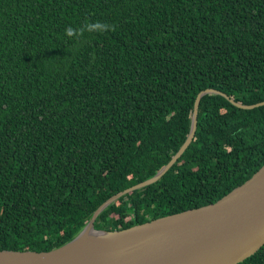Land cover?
I'll use <instances>...</instances> for the list:
<instances>
[{"label": "trees", "instance_id": "obj_1", "mask_svg": "<svg viewBox=\"0 0 264 264\" xmlns=\"http://www.w3.org/2000/svg\"><path fill=\"white\" fill-rule=\"evenodd\" d=\"M108 24L107 31L85 30ZM211 204L264 165V0H0V250ZM239 264H264V245Z\"/></svg>", "mask_w": 264, "mask_h": 264}, {"label": "water", "instance_id": "obj_2", "mask_svg": "<svg viewBox=\"0 0 264 264\" xmlns=\"http://www.w3.org/2000/svg\"><path fill=\"white\" fill-rule=\"evenodd\" d=\"M209 93L227 97L213 89L197 95L185 142L156 175L107 199L66 244L41 252L0 250V264H239L255 254L264 245V165L214 203L126 229L94 228L96 218L110 204L156 182L177 161L193 140L200 98ZM230 102L242 109L264 105V101L252 105ZM87 229L106 233L111 241L82 240Z\"/></svg>", "mask_w": 264, "mask_h": 264}, {"label": "clouds", "instance_id": "obj_3", "mask_svg": "<svg viewBox=\"0 0 264 264\" xmlns=\"http://www.w3.org/2000/svg\"><path fill=\"white\" fill-rule=\"evenodd\" d=\"M111 28V25L108 24H100V23H96V24H89L86 25L84 28L79 29V30H74L71 26H69L68 28H66L65 30V34L68 37H76L77 39H79L80 36L83 35V32L85 30L92 32V31H107Z\"/></svg>", "mask_w": 264, "mask_h": 264}, {"label": "bare ground", "instance_id": "obj_4", "mask_svg": "<svg viewBox=\"0 0 264 264\" xmlns=\"http://www.w3.org/2000/svg\"><path fill=\"white\" fill-rule=\"evenodd\" d=\"M87 239H91L96 243L101 244L111 241V236L107 235L106 233L93 232L92 230L87 229L84 235L82 236V240H87ZM79 248L86 250V247H84V245H80Z\"/></svg>", "mask_w": 264, "mask_h": 264}]
</instances>
